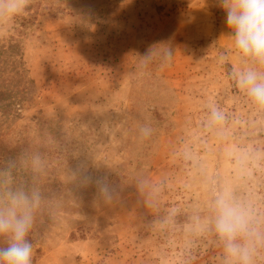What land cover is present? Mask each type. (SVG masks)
I'll list each match as a JSON object with an SVG mask.
<instances>
[{
    "label": "rangeland",
    "instance_id": "rangeland-1",
    "mask_svg": "<svg viewBox=\"0 0 264 264\" xmlns=\"http://www.w3.org/2000/svg\"><path fill=\"white\" fill-rule=\"evenodd\" d=\"M224 20L218 0H30L0 24V193H40L33 264H225L220 194L264 222V110Z\"/></svg>",
    "mask_w": 264,
    "mask_h": 264
},
{
    "label": "clouds",
    "instance_id": "clouds-1",
    "mask_svg": "<svg viewBox=\"0 0 264 264\" xmlns=\"http://www.w3.org/2000/svg\"><path fill=\"white\" fill-rule=\"evenodd\" d=\"M30 0H0V24L23 15ZM225 13V25L240 67L230 72L236 88L257 108L264 110V0H218ZM171 49H164L161 60L172 58ZM147 53L144 60H151ZM224 112L217 106L208 109L207 126L220 128L225 123ZM140 134H150L148 126ZM12 161L9 164L12 165ZM40 164V157H33V165ZM82 182L95 183L109 194L103 176L84 173ZM41 200L40 193L25 187L7 189L0 193V264H33L34 245L31 232L34 212ZM213 228L222 243L225 264H256L259 250L264 249V222L236 203L229 195H217L212 203Z\"/></svg>",
    "mask_w": 264,
    "mask_h": 264
}]
</instances>
